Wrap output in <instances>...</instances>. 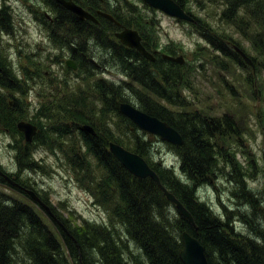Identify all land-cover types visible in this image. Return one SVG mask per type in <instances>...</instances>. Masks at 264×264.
Returning <instances> with one entry per match:
<instances>
[{"label":"rangeland","instance_id":"obj_1","mask_svg":"<svg viewBox=\"0 0 264 264\" xmlns=\"http://www.w3.org/2000/svg\"><path fill=\"white\" fill-rule=\"evenodd\" d=\"M182 2L184 11L193 18L191 23L168 17L139 0H108L107 8L115 10L118 7L126 15L130 28L144 32L142 35L153 50L165 54L171 50L173 56L183 58L181 67H184L186 80L176 90L187 107L183 109L176 99H173L175 104L159 101L174 117L189 111L221 122L223 114H232L237 120V131L232 126L228 130L232 134L209 138L216 161L214 174L210 175L213 180L199 185L194 197L203 205L201 215L204 218L219 221L221 226L228 225L234 236L254 239L258 243L264 232V67L261 65L264 60L254 50L250 37L262 31V26L245 16L240 25L230 19L224 20L225 0ZM237 11L244 13L243 9ZM0 13L4 14L5 29H8L0 31L2 74L16 84L14 88L0 86V98L5 107L9 103L15 106L21 121L36 125L40 131L37 136L41 134L42 139H34L28 152L29 158L37 164L33 171L20 170L15 156L17 149L25 143L24 137L16 129L17 120L11 125V115L0 111V168L5 173L37 194H46L51 206L61 216L70 218L72 225L81 224L82 220L110 225L104 208L97 206L73 180L69 167L67 146L72 143L82 156L87 152L79 135L82 131L73 122L79 123L83 117H88L91 119L89 124L114 142L120 141L124 148L131 150L129 147L136 141L132 135L138 136L147 143L145 160L156 169L169 173L181 186L191 184L180 169V157L174 146L157 136L125 127L120 118L108 110L104 114L100 111L103 106L96 93L100 88L95 86L99 80L106 85L122 87L121 94L137 104L126 87L127 84L137 87V84L120 69L114 49L101 47L88 33L74 37L67 34L66 27L55 31L51 21L43 22L42 15L47 14L52 20L56 14L43 0H0ZM234 14L230 16L234 18ZM61 21L66 25L69 17ZM245 28L249 39L242 34ZM114 32H108L110 40H115ZM69 42H76L74 48H87L86 53L99 68L92 69L83 64L77 71L68 69L64 62L71 55L67 48ZM221 43L232 51L231 46H237L254 60V69L239 62L236 56L221 53L216 49L222 46ZM138 89L145 92L143 88ZM58 130L61 134H56ZM66 131L68 133L64 135ZM45 135L49 139H43ZM60 142L65 143L61 148L58 147ZM0 197L26 200L4 184H0ZM157 202L160 206L157 220L162 222L164 217L168 229L155 219L151 220L158 224V230L162 231L164 227L169 234L167 237L171 235L178 239L181 234L178 213L163 197ZM66 209L72 212V217ZM39 212L50 224L43 212ZM113 228L118 235L123 262L149 264L144 251L125 236L117 219L113 221ZM88 255L89 264H102L95 250Z\"/></svg>","mask_w":264,"mask_h":264},{"label":"trees","instance_id":"obj_2","mask_svg":"<svg viewBox=\"0 0 264 264\" xmlns=\"http://www.w3.org/2000/svg\"><path fill=\"white\" fill-rule=\"evenodd\" d=\"M43 1L56 13L51 22V27L56 29L55 31L66 27L67 34H73L74 37L88 33L93 40L99 41L101 47L114 49V56L120 69L145 91L141 93L131 84L126 85L137 103L136 106L141 111L166 122L181 135L182 145L175 149L180 157V169L191 184L181 186L182 184L169 173L154 167L161 183L180 200L196 225L197 229L194 230L189 222L179 216L178 223L181 225L178 230L180 233L188 232L200 240L206 249L205 253L209 264H222L223 262L224 264H264V232L261 233L262 238L258 243L254 239H247L240 235L234 236L232 228L228 225L221 226L217 223L219 221L204 218L201 215L204 210L203 205L199 204L195 198L198 186L213 180L210 175L214 174L216 161L209 138L232 134L228 131L232 126L237 131L238 122L232 114H223L222 122L202 116L199 112L183 111L174 117L172 112L159 101L164 100L168 104H175L173 99H176L183 109L187 107V103L176 90L186 80L184 67L167 61L150 63L136 51L121 46L115 40H110L108 32L118 29L106 20L101 21L99 18V24L80 21L76 16L59 7L53 0ZM73 1L92 14L98 10L107 12L121 26L130 28L126 15L122 14L118 7L115 10H108V0ZM175 2L181 7L183 6L182 0H175ZM225 2L226 7L223 9L222 15L224 20L230 19L234 24L240 25L245 16L247 19L252 18L250 22L253 20L255 23H260L262 31L251 36L250 41L254 50L264 60V0H225ZM238 9H243L244 13L238 12ZM230 14L232 16L234 14V18ZM3 15L0 17V31L8 30L5 29ZM42 17L44 16L42 15ZM66 17H69V22L64 25L61 20ZM43 22L48 24L45 17ZM137 31L141 36L144 34L142 30ZM242 34L246 39H249L248 29L245 28ZM142 40L143 45L151 50V44L146 42L147 38L142 36ZM75 44L76 42L68 44V47L71 46L74 60L78 61L79 67H82L83 64L87 65L86 58L80 55L84 52L86 54L87 48L83 46L74 48ZM221 45L216 49H219L223 54L236 56L239 62L244 63L234 51V47L237 46H231L232 51L227 45L224 46L222 43ZM168 52L173 55L171 50ZM249 59L251 60L250 57ZM251 61L252 64H255L254 60ZM159 65L162 67L156 69ZM261 65L264 67V61ZM219 66L222 67L221 64ZM91 68L94 69L93 66ZM182 69L183 73H181ZM2 73L3 71L0 73V86L14 88L16 84L9 82L6 74ZM95 86L100 88L96 91L97 99L103 106L100 111H103L104 114L108 110L117 115L125 127L136 128L118 112L119 102L127 101L121 94L122 87L116 88L113 84L106 85L103 80L95 82ZM0 111L11 115V125L15 120H17L16 122L22 120L21 114L16 111L15 106L5 107L1 98ZM90 121L91 119L88 117L82 119L83 123ZM73 124L79 125L77 122ZM61 130L55 131L56 134H61ZM67 133L68 131L64 135ZM96 133V137L79 134L87 148L84 156L78 154L72 143L69 147L67 146L66 151L70 156L69 167L73 172V180L77 181L79 187L95 200L97 206L104 208L110 225L104 226L88 220H82L81 224L72 225L69 221L70 218L61 216L51 206L46 194L39 195L21 183L25 189L36 193L40 201L48 207L49 213L37 202L32 201L28 194L15 188L11 189L26 200L0 197V264H89L88 254L94 250L100 256L102 264H125L121 256L118 235L113 228L114 219H117L122 225L125 236L144 251L149 264H182L178 255L181 249L180 236L178 239L171 235L167 237L166 235L169 234L164 229V227L168 229L166 220L164 217H162V222L157 220V215L160 213L157 199L163 197L159 188L150 179L141 180L131 176L108 151V143L114 142V140L110 136L99 133L97 129ZM40 136L41 134L34 139L40 140ZM132 137H135L136 141H133V145L129 147L131 150L126 149L144 158L147 154V143L142 142L134 134ZM43 139H49L48 135H45ZM50 142L54 143L53 140ZM114 143L124 146L120 141ZM32 144L24 143L16 151L15 159L20 170L33 171L37 165L28 156ZM62 145L65 143L60 142L58 147L61 148ZM13 180L18 181L15 177ZM0 184L8 185L2 178H0ZM59 205L63 207L62 204ZM66 210L71 216L72 212ZM39 211L43 212L50 224L44 220ZM151 219L164 224L162 227L164 231L158 230V224H154Z\"/></svg>","mask_w":264,"mask_h":264},{"label":"water","instance_id":"obj_3","mask_svg":"<svg viewBox=\"0 0 264 264\" xmlns=\"http://www.w3.org/2000/svg\"><path fill=\"white\" fill-rule=\"evenodd\" d=\"M61 7L65 8L69 12L73 13L81 21L88 20L93 23H96L95 17L90 14L88 11L84 10L82 7L75 4L72 0H53ZM154 10L160 11L163 14L176 18L178 20L192 22L193 19L184 12V10L174 1V0H141ZM99 16L107 19L108 21L114 23L115 26H119L112 16L103 13L97 12ZM115 37L119 40L120 44L124 47L136 50L141 56L147 59L150 62L155 60L154 56L149 53L141 44V37L138 35V32L128 28L122 29L120 32L115 33ZM236 51L243 58V60L253 67L251 60L243 54L239 49L236 48ZM163 60L182 65L184 63L183 58L172 57L169 55H162ZM92 63L94 61L90 60ZM66 66L75 70V64L72 61H66ZM119 111L127 119H129L139 130L146 132L148 134L157 135L162 141H166L170 144L179 146L182 144V139L179 136L178 132L170 127L165 122H161L158 119L151 117L144 112L140 111L136 107L128 104L121 103L119 106ZM83 129L86 132H91L90 127L84 126ZM17 130L23 134L24 140L27 143H31L33 137L36 134V126L20 121L17 123ZM109 150L116 160L133 176L145 179L151 178L159 187L160 191L164 194L167 201L171 202L179 215L187 219L190 224L194 225L191 214L184 208L178 199L175 198L165 187H163L159 181L156 173L151 170V168L146 164V162L138 155L133 154L122 148L121 146L110 143ZM0 177L3 178L10 186L23 189L18 183L13 181L9 176H7L0 169ZM30 198L39 203L45 210L48 211V208L43 205L39 198L32 192L25 190ZM181 243L182 249L179 253V258L182 264H208L207 258L204 254V247L199 242L198 239L191 237L188 233L184 232L181 234Z\"/></svg>","mask_w":264,"mask_h":264},{"label":"flooded vegetation","instance_id":"obj_4","mask_svg":"<svg viewBox=\"0 0 264 264\" xmlns=\"http://www.w3.org/2000/svg\"><path fill=\"white\" fill-rule=\"evenodd\" d=\"M101 21H103V19L101 18ZM100 21V22H101ZM108 22V21H107ZM110 23V22H109ZM69 32L71 33V29L69 30ZM116 32H114L113 33V35L115 34ZM68 49H69V51H71V49H70V47H68ZM155 52H157L156 54H155V57H158V58H160L161 59V57H160V52H159V50H156ZM70 53V52H69ZM72 51H71V55L69 54V60H72V61H74V57H73V55H72ZM82 57H86V54H85V52L84 53H81L80 54ZM88 59H89V56H87L86 57V61L88 62ZM75 62V61H74Z\"/></svg>","mask_w":264,"mask_h":264},{"label":"bare ground","instance_id":"obj_5","mask_svg":"<svg viewBox=\"0 0 264 264\" xmlns=\"http://www.w3.org/2000/svg\"><path fill=\"white\" fill-rule=\"evenodd\" d=\"M8 14V13H7ZM67 23V22H66ZM64 24V23H63ZM56 30V29H55ZM71 47V46H70ZM188 179V178H187ZM190 185V184H189ZM191 187V186H190ZM196 192V191H195ZM195 195H196V193H195ZM55 216V215H54ZM231 219V218H230ZM246 231V230H245ZM178 234V233H177ZM206 250V249H205ZM133 260V259H132ZM128 262V261H127ZM217 263V262H216Z\"/></svg>","mask_w":264,"mask_h":264}]
</instances>
